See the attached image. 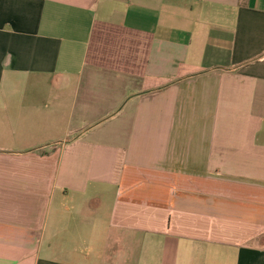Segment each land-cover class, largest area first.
Instances as JSON below:
<instances>
[{"label":"crops","instance_id":"crops-1","mask_svg":"<svg viewBox=\"0 0 264 264\" xmlns=\"http://www.w3.org/2000/svg\"><path fill=\"white\" fill-rule=\"evenodd\" d=\"M0 264H264V0H0Z\"/></svg>","mask_w":264,"mask_h":264}]
</instances>
